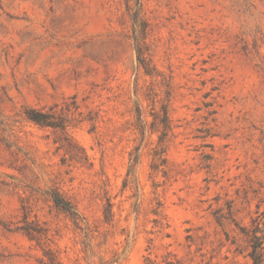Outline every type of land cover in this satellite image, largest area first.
<instances>
[{
  "label": "rangeland",
  "instance_id": "1",
  "mask_svg": "<svg viewBox=\"0 0 264 264\" xmlns=\"http://www.w3.org/2000/svg\"><path fill=\"white\" fill-rule=\"evenodd\" d=\"M263 211L264 0H0V264H253Z\"/></svg>",
  "mask_w": 264,
  "mask_h": 264
},
{
  "label": "trees",
  "instance_id": "2",
  "mask_svg": "<svg viewBox=\"0 0 264 264\" xmlns=\"http://www.w3.org/2000/svg\"><path fill=\"white\" fill-rule=\"evenodd\" d=\"M29 116L38 120L34 111L29 112ZM54 200L56 203L62 202L59 197L54 195ZM262 227H255L250 235V249L249 256L251 257L253 264H262L264 257V211L262 212Z\"/></svg>",
  "mask_w": 264,
  "mask_h": 264
}]
</instances>
